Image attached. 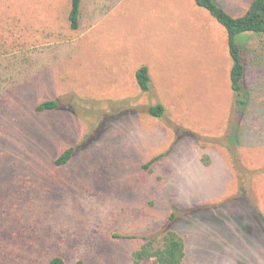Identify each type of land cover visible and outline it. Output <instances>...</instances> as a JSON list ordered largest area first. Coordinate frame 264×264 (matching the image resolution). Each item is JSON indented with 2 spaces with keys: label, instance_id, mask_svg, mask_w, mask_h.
<instances>
[{
  "label": "rangeland",
  "instance_id": "obj_1",
  "mask_svg": "<svg viewBox=\"0 0 264 264\" xmlns=\"http://www.w3.org/2000/svg\"><path fill=\"white\" fill-rule=\"evenodd\" d=\"M215 1L239 15L251 0ZM67 12L0 0V264H133L169 227L182 264H264V63L244 55L237 117L225 32L193 0H83L77 31Z\"/></svg>",
  "mask_w": 264,
  "mask_h": 264
},
{
  "label": "trees",
  "instance_id": "obj_2",
  "mask_svg": "<svg viewBox=\"0 0 264 264\" xmlns=\"http://www.w3.org/2000/svg\"><path fill=\"white\" fill-rule=\"evenodd\" d=\"M194 4L204 10L224 30L226 35L227 53L230 60L229 85L233 95L232 114L243 116L249 108V95L245 91L244 76L246 64L244 55L252 53L258 62L264 63V0H251L245 10L239 15L227 12L215 0H193ZM83 0H68L67 23L71 31L80 27L81 6ZM251 42H257L253 45ZM254 47H253V46ZM135 82L141 92L150 90L148 68L143 65L135 72ZM59 107L55 100H46L36 106L39 113L52 112ZM164 113L161 104L149 106L147 114L160 118ZM231 114V116H232ZM236 127L233 129L231 141L237 144ZM232 131V128H231ZM73 148H66L55 160L57 167L66 165L72 158ZM158 160L153 157L142 169L147 171ZM206 163V162H205ZM261 225L264 228V213H259ZM186 256L184 238L175 230L169 228L159 233L142 237L141 244L130 254L133 264H182ZM48 264H65L64 259L56 255ZM77 264H83L78 261Z\"/></svg>",
  "mask_w": 264,
  "mask_h": 264
}]
</instances>
